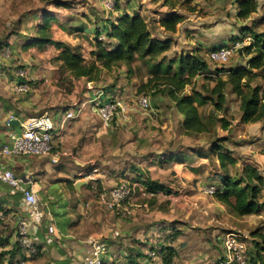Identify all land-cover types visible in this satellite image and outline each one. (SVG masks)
Listing matches in <instances>:
<instances>
[{"label":"rangeland","instance_id":"obj_1","mask_svg":"<svg viewBox=\"0 0 264 264\" xmlns=\"http://www.w3.org/2000/svg\"><path fill=\"white\" fill-rule=\"evenodd\" d=\"M58 1L64 2V6L55 5L53 0H0V43L4 42L2 40L6 32L7 35L13 33L15 40L22 39L23 36H33L36 25L42 22V14L50 12L54 15L51 26L54 32L57 31V39H60V35L65 38V34L67 35L73 28L77 31L76 35L72 36L75 39L73 47L86 59H90L95 31L100 32L97 37L99 40L112 45L113 40L106 36L105 28L110 27L121 12L135 11L146 20L153 37L171 41L169 50L159 59L163 57L166 62L168 58H175L180 53L196 51L208 62L211 76L197 74L193 77L192 83L183 91L189 94L191 87L207 93L202 88L209 89L214 85V69L246 64L248 56L241 55L239 49L251 42L252 35L246 33L247 29L252 33L262 34L264 38V0H258L256 13L244 20L235 16L234 0ZM173 10L182 14L184 18L176 26L175 32L165 31L159 26V19ZM59 30L63 33H59ZM243 31L245 33L241 34ZM232 35H240L241 37L235 40L242 39V43L223 63L210 60L209 51L193 46L195 44L212 49L221 45H230L235 41L230 38ZM246 35L250 36V39L245 40ZM51 65L54 66L53 83L59 88L54 87L51 93L58 98L57 94L60 92L63 96L60 99L68 103L66 107L72 103L77 105L81 101L88 103V93L96 89L110 93L113 98L115 96L120 98L123 109L118 108L111 122L106 125L112 133L113 172H117V175L126 173L125 176L129 179L126 181L137 184L139 182L131 179L140 173L169 190L168 192L159 190L152 195L147 194L143 187H139L131 196L123 200L119 207L113 209L97 202L105 210L106 216L107 213H112L108 214L110 227L115 228L118 226L116 224H119V232L125 231L124 237L119 235L115 239L116 242L108 243L109 252L119 256L118 258H121L125 264H130V259L134 261L131 264H143V258L147 256H151V259L149 258L146 264H160V257L151 254V247L158 239L166 241L168 234L176 228L180 232L179 235L172 241H167H171L169 244L176 248L175 264H209L221 258V239L224 232L240 231L247 238V246L251 243L252 230L258 229L264 233V206L258 213L238 216L208 192L210 186L215 189L216 181L207 183L206 179L200 178L204 180L202 181L205 186L189 189L179 181L180 176L185 178V182L188 178L185 174H189L184 168L182 172L179 171L181 163L177 162L180 161L176 159L170 161L171 163L163 161L166 158L164 155L167 156L171 151L188 154L187 151L190 149L194 151L190 155L192 159L186 157V161L193 165L206 162L204 167L209 173H215L219 169L215 160L212 159L210 162L209 159L208 161L201 159L195 153L200 148L204 149L208 146L206 141L210 134H184L180 127L182 119L169 97L152 94L153 89L150 88L137 90L138 86L146 82L149 77L148 64L143 60L137 59L128 67L121 64L111 70L103 69L100 77L95 81H87L85 78L72 81L62 73L58 63L52 62ZM23 67L22 64L17 65L14 71ZM46 69L43 65L41 73L44 74ZM38 78L35 84L33 80L30 81L31 88L33 85L41 87L45 83L43 77ZM225 92V110L217 112L216 116H224L228 126L223 129L218 121L214 129L216 134L225 136V146L232 148L241 159L236 167H229L228 172L233 174L239 171L243 166L242 161L247 160L264 177V121H257L258 124L240 122L238 98L230 92L229 85L226 86ZM139 96H146L149 99L150 110L140 109L137 104ZM212 108V105L207 103L199 107V112L206 117ZM195 177L197 178L196 174ZM259 202L264 205V188ZM13 216V206L4 205L3 208L0 206V264H18L15 259L20 255V251L14 258L10 257L13 241L17 242ZM167 227H172V230L169 231ZM123 238H126V243L121 241ZM36 259L37 257L29 258L24 264H30Z\"/></svg>","mask_w":264,"mask_h":264},{"label":"crops","instance_id":"obj_2","mask_svg":"<svg viewBox=\"0 0 264 264\" xmlns=\"http://www.w3.org/2000/svg\"><path fill=\"white\" fill-rule=\"evenodd\" d=\"M235 11H237L236 2ZM2 21L4 20L2 19ZM76 32L71 28L68 33L71 35L70 37L64 33L65 38L60 35V39H57V31L54 32L53 26H51L52 42L43 47L30 44L36 32L33 36H23L19 40H15L13 33L7 35L6 32L5 38L2 40L4 42L0 43V146L7 141L8 133L21 130L22 123L27 117L46 112L54 120V149H60L67 153L56 164L52 163L48 157L0 155V171L8 168L14 174L21 176L35 193L38 206L43 212V217L30 232L31 238L38 248V255L35 256L37 259L31 261L30 264H83L84 258L90 254L88 240L100 241L105 246L103 257L115 259L119 256L109 252L108 243L116 242L115 239L119 235L120 237L125 235V231L119 232V224H116L118 226L115 228L110 227L108 214L112 213H107L106 216L105 210L96 201L102 190L115 186L121 180H129L128 176H125L126 173L117 175V172H113L114 163L111 155L114 152L111 147V130L102 124L95 107L92 102H89V99L94 96L101 94L102 97H106L110 96V93L96 89L88 93V103L85 104L84 101H81L77 105L72 103L69 107H66L68 103H64L60 99L63 98L60 92L57 94L58 98L51 93V89L54 87L59 89L53 83L54 66L51 65L54 62L60 66V62L54 60L59 52L54 41H66V43L75 46V39L72 36L76 35ZM59 33H63V31L59 30ZM236 36L232 35L230 38L233 40ZM112 40L114 43L115 40ZM193 46L198 49H206L209 52L215 48H202L195 44ZM6 50H8L7 53ZM21 64L24 65L23 68L26 69L34 84L39 76L45 79V83L41 87L33 85L28 93H15L13 85L18 78L14 67ZM43 65L47 68L44 74L41 73ZM48 67L50 68L48 69ZM80 79H84V77ZM68 111H74L75 116L66 118ZM180 119H182L181 115ZM11 120L14 121L12 124L9 123ZM227 149L236 159L237 166L241 159L232 148L227 147ZM176 152L171 151L167 156H164L172 157L177 154ZM187 152L188 154L181 153L183 157L179 160L180 162H177L181 163L179 171L182 172V168L189 171V174H185L188 177L185 182V178L179 176L180 183L188 186L189 189L204 187L205 179L207 183L216 181L214 183L217 185L222 172L218 163L219 169L215 173H209V170L204 167L206 162H199L201 164V168H199L200 164L193 165L186 161V157H191L190 155L194 151L189 149ZM201 159L208 161L205 157H201ZM173 160H175L174 157L168 159L169 162ZM242 163L245 165L251 162L243 160ZM200 178H204V180ZM134 180L135 178L131 179V181ZM136 185V189L143 187L139 183ZM149 194L154 195L155 193ZM4 205L13 206L16 229L17 220L24 214L26 206L21 194L11 193L9 184L0 179V206L3 208ZM112 212L114 211L112 210ZM48 225L53 226L52 233L47 232ZM121 241L127 242L126 238ZM13 247L16 248L15 241H13ZM150 257L143 258V264H146Z\"/></svg>","mask_w":264,"mask_h":264},{"label":"trees","instance_id":"obj_3","mask_svg":"<svg viewBox=\"0 0 264 264\" xmlns=\"http://www.w3.org/2000/svg\"><path fill=\"white\" fill-rule=\"evenodd\" d=\"M55 5L64 6V2L58 0ZM237 3L236 17L247 19L257 11L258 0H235ZM66 6V5H65ZM184 16L178 12L169 11L159 19V26L165 31L175 32L176 26L183 20ZM41 23L35 27L36 35L30 44L38 47L51 43V22L53 15L45 12L41 16ZM251 33V42L242 46L239 53L247 55L245 65L239 64L226 69H214L215 82L212 87L202 88L205 92L191 87V93H183L186 86L192 83V78L197 74L211 76L208 62L196 51L180 53L175 58L159 57L169 50L171 41L169 39H158L151 35L146 20L137 12H121L111 26L105 28V34L115 42L109 45L99 40L100 32L97 30L90 51L91 58L86 59L78 49L71 44L54 41L59 48L54 60L60 62L62 73L66 78L77 80L84 77L87 81H95L100 77L103 69L111 70L121 64L130 66L135 60H143L149 67L147 81L137 88L153 89L152 94H163L169 97L182 117L180 122L184 134H210L207 139L208 146L195 151L196 155L205 157L210 162L215 160L221 169L218 184L215 186L213 197L227 206L230 212L238 215H250L261 211L264 205L259 199L264 188V177L259 170L251 164L241 166L239 171L228 172L229 167H236V159L224 144L225 136L215 132V124L219 121L220 127L226 129L228 121L224 116L217 117L216 113L224 111L226 102L225 88L230 86V92L239 101L240 122L249 123L264 120V38L262 34ZM243 31L241 34H244ZM241 36L238 35L237 39ZM234 38V40H235ZM209 53V52H208ZM222 73V75H221ZM210 74V76H209ZM69 76V77H67ZM210 103L212 111L203 117L199 107ZM176 154V153H174ZM180 160L183 154L168 156V159ZM135 182L142 184L146 192L156 193L159 190L168 192L162 185L157 184L148 176L137 174ZM167 229L170 231L172 227ZM179 231L173 228L165 240L158 239L151 248L153 254L160 257L161 264H174L177 255L176 248L169 244L179 235ZM252 247L248 245V264H264V233L258 229L252 230L250 235ZM168 240H171L167 242ZM19 247L10 251V257L19 254ZM218 260V259H217ZM132 259L129 260L130 264ZM134 262V261H133Z\"/></svg>","mask_w":264,"mask_h":264},{"label":"built area","instance_id":"obj_4","mask_svg":"<svg viewBox=\"0 0 264 264\" xmlns=\"http://www.w3.org/2000/svg\"><path fill=\"white\" fill-rule=\"evenodd\" d=\"M245 40L250 39L246 35ZM242 43L241 40H235L230 45H223L212 49L208 53V58L212 61L223 63L227 61L234 51ZM250 43V42H248ZM8 50H6V53ZM18 80L13 85L15 93L25 94L30 92L31 78L25 68L16 71ZM96 108L98 116L103 125H108L115 111L123 109L120 98L115 96L102 97L101 94L89 99ZM137 104L142 111L151 109V103L146 96H139ZM74 111H68L66 118H73ZM54 120L46 112L29 116L22 123L19 132H10L7 134V141L0 146V155L2 156H20L31 155L39 157H48L52 163H58L62 156L67 153L63 150L54 149ZM95 171V169H93ZM0 179L11 187V193H20L25 203L26 209L16 223V241L19 247L20 255L15 259L18 264H24L25 260L38 255V248L31 238V229L36 225L43 212L38 206V200L33 190L27 186V182L19 175H16L10 169L6 168L0 171ZM137 188L136 183L126 180L119 181L115 186L102 190L98 194V202L103 206L113 209L119 207L121 202L131 196ZM209 193L214 192V188H208ZM47 232H53V226H47ZM247 238L240 231L229 230L225 232L221 239L222 254L221 258L209 264H248V246ZM90 254L83 260V264H125L121 258L105 259L103 253L105 246L98 240H88ZM151 254L153 252L151 251Z\"/></svg>","mask_w":264,"mask_h":264},{"label":"water","instance_id":"obj_5","mask_svg":"<svg viewBox=\"0 0 264 264\" xmlns=\"http://www.w3.org/2000/svg\"><path fill=\"white\" fill-rule=\"evenodd\" d=\"M13 122H14V121H13V120H11L9 123H10V124H12ZM16 123H17V122H16ZM76 186H77V184H76Z\"/></svg>","mask_w":264,"mask_h":264}]
</instances>
